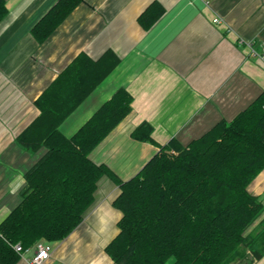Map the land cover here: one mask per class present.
<instances>
[{
  "label": "crops",
  "instance_id": "crops-1",
  "mask_svg": "<svg viewBox=\"0 0 264 264\" xmlns=\"http://www.w3.org/2000/svg\"><path fill=\"white\" fill-rule=\"evenodd\" d=\"M58 1L6 0L9 13L0 23V224L22 202L25 175L46 152H27L17 137L39 116L37 99L79 54L98 59L111 49L121 62L60 130L72 137L125 88L133 96L131 114L90 156L122 181L171 140L187 146L222 120H234L264 90V60L249 46L262 52L264 0H87L40 43L32 29ZM154 2L165 13L145 30L138 19ZM215 17L224 23L215 25ZM143 123L153 127V142L133 136ZM249 190L264 202V171ZM120 192L102 178L83 222L54 244L44 264H115L106 247L119 233Z\"/></svg>",
  "mask_w": 264,
  "mask_h": 264
},
{
  "label": "trees",
  "instance_id": "trees-1",
  "mask_svg": "<svg viewBox=\"0 0 264 264\" xmlns=\"http://www.w3.org/2000/svg\"><path fill=\"white\" fill-rule=\"evenodd\" d=\"M87 0H59L32 35L47 42ZM9 10L0 0V23ZM154 2L139 17L145 30L164 15ZM108 49L93 59L75 57L36 101L39 116L17 137L27 152L45 154L25 175L23 200L0 224V264H17L14 249L60 243L83 222L102 178L120 187L114 206L119 233L106 247L115 264H256L264 259V202L250 185L264 171V90L234 120H222L183 146L171 140L143 169L122 181L92 152L127 118L133 96L118 89L72 136L63 122L117 68ZM135 139L153 142V127L139 125ZM257 225L251 229L254 224Z\"/></svg>",
  "mask_w": 264,
  "mask_h": 264
},
{
  "label": "built area",
  "instance_id": "built-area-1",
  "mask_svg": "<svg viewBox=\"0 0 264 264\" xmlns=\"http://www.w3.org/2000/svg\"><path fill=\"white\" fill-rule=\"evenodd\" d=\"M213 23L215 25L221 26L224 23V21L219 17H215L213 19ZM249 46L251 47L252 53L255 56L264 60V45L261 53L256 52L253 49L252 44H250ZM14 249L21 256V259L25 260L27 264H44L51 257V252H52V248L48 243H40L37 246L35 253L30 258L26 257L30 249L25 250L20 244L15 245Z\"/></svg>",
  "mask_w": 264,
  "mask_h": 264
},
{
  "label": "rangeland",
  "instance_id": "rangeland-1",
  "mask_svg": "<svg viewBox=\"0 0 264 264\" xmlns=\"http://www.w3.org/2000/svg\"><path fill=\"white\" fill-rule=\"evenodd\" d=\"M256 225H257V223H255L254 226H253L251 229H253ZM42 243H43V242H42ZM45 243H46V242H45ZM48 244L51 246V248H52V250H53V248H54V244H53V243H48ZM38 245H39V244H38ZM38 245H37V246H38ZM37 246L34 247V248H31L30 251H31V250L36 251ZM256 264H264V259L261 260L260 262H257Z\"/></svg>",
  "mask_w": 264,
  "mask_h": 264
}]
</instances>
